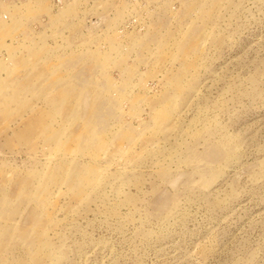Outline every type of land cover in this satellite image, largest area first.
Here are the masks:
<instances>
[{
	"label": "rangeland",
	"instance_id": "374dc122",
	"mask_svg": "<svg viewBox=\"0 0 264 264\" xmlns=\"http://www.w3.org/2000/svg\"><path fill=\"white\" fill-rule=\"evenodd\" d=\"M0 264H264V0H0Z\"/></svg>",
	"mask_w": 264,
	"mask_h": 264
},
{
	"label": "built area",
	"instance_id": "2783aa9c",
	"mask_svg": "<svg viewBox=\"0 0 264 264\" xmlns=\"http://www.w3.org/2000/svg\"><path fill=\"white\" fill-rule=\"evenodd\" d=\"M2 1H5L6 2V1H9V0H2ZM0 19L7 20L8 19V15L5 14V13L4 14H1L0 15Z\"/></svg>",
	"mask_w": 264,
	"mask_h": 264
}]
</instances>
